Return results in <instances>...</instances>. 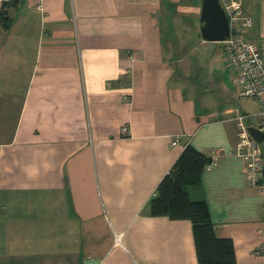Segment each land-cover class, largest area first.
Masks as SVG:
<instances>
[{
	"label": "crops",
	"instance_id": "1",
	"mask_svg": "<svg viewBox=\"0 0 264 264\" xmlns=\"http://www.w3.org/2000/svg\"><path fill=\"white\" fill-rule=\"evenodd\" d=\"M43 2L0 18V264H198L192 224L150 212L187 146L221 150L190 190L237 264H264V176L236 154L237 117L262 111L231 107L251 98L202 37L203 0Z\"/></svg>",
	"mask_w": 264,
	"mask_h": 264
},
{
	"label": "trees",
	"instance_id": "2",
	"mask_svg": "<svg viewBox=\"0 0 264 264\" xmlns=\"http://www.w3.org/2000/svg\"><path fill=\"white\" fill-rule=\"evenodd\" d=\"M19 1L11 0L3 7H15ZM2 10L0 18L8 23L10 18ZM210 160L208 155L187 146L160 183L150 212L153 216L192 224L198 264H237L233 241L216 236L208 203L205 199H194L189 191L201 187L202 175Z\"/></svg>",
	"mask_w": 264,
	"mask_h": 264
},
{
	"label": "built area",
	"instance_id": "3",
	"mask_svg": "<svg viewBox=\"0 0 264 264\" xmlns=\"http://www.w3.org/2000/svg\"><path fill=\"white\" fill-rule=\"evenodd\" d=\"M11 0H0V11L4 4ZM224 10L226 11L231 29L236 28V24L242 15V5L240 2L225 4L220 0ZM43 0H35V8L43 12ZM251 19H246L248 25ZM224 54L230 68L235 72V80L241 87L240 95L251 98L254 101H261L264 95V33L257 42L250 40L243 33L238 32L230 35L223 42ZM248 115H240L236 121L238 123L240 134L239 142L236 148V154L241 157L246 164V174L249 184L259 186L263 178L264 153L260 147V143L256 142L248 133L246 120ZM264 132V110L261 112V121L258 127ZM123 133L128 132L127 127H123ZM177 142H173L176 145ZM221 150L215 149L210 153V162L206 165L205 171H211L216 165ZM156 195V194H155Z\"/></svg>",
	"mask_w": 264,
	"mask_h": 264
},
{
	"label": "water",
	"instance_id": "4",
	"mask_svg": "<svg viewBox=\"0 0 264 264\" xmlns=\"http://www.w3.org/2000/svg\"><path fill=\"white\" fill-rule=\"evenodd\" d=\"M201 22L202 37L207 41L224 42L230 35L237 33L235 28L231 29L229 17L220 0H203ZM248 133L256 142H264V132L256 127H248Z\"/></svg>",
	"mask_w": 264,
	"mask_h": 264
},
{
	"label": "rangeland",
	"instance_id": "5",
	"mask_svg": "<svg viewBox=\"0 0 264 264\" xmlns=\"http://www.w3.org/2000/svg\"><path fill=\"white\" fill-rule=\"evenodd\" d=\"M245 2L244 13L247 16L246 19L250 18L253 25L252 28L247 30V36L255 40L260 39L264 33V0H243ZM231 107L237 109V111L245 113H259L264 110V95L261 101H254L247 98H237L231 104ZM260 147L264 153V142L260 144ZM193 198V191L190 190Z\"/></svg>",
	"mask_w": 264,
	"mask_h": 264
}]
</instances>
